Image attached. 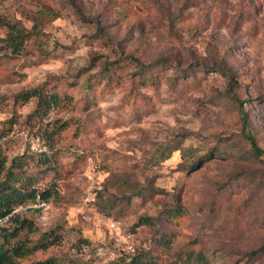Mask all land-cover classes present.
<instances>
[{
	"label": "rangeland",
	"instance_id": "374dc122",
	"mask_svg": "<svg viewBox=\"0 0 264 264\" xmlns=\"http://www.w3.org/2000/svg\"><path fill=\"white\" fill-rule=\"evenodd\" d=\"M0 18L36 26L41 43L0 57V142L10 158L34 156L38 185L57 188L15 210L37 230L11 243L53 239L24 263L125 264L152 247L160 264H182L202 247L220 256L213 264H264V249L242 261L264 245V153H253L229 97L249 99L264 149V0H0ZM119 56L129 61L108 81L103 66ZM166 57L191 69L140 84L139 64ZM29 90L61 103L31 119ZM63 123L54 151L44 134ZM43 154L55 168L37 165ZM178 198L186 214L172 221L165 210ZM145 217L151 225L138 224ZM12 225L0 222V242ZM159 231L169 248L157 246Z\"/></svg>",
	"mask_w": 264,
	"mask_h": 264
},
{
	"label": "trees",
	"instance_id": "16d2710c",
	"mask_svg": "<svg viewBox=\"0 0 264 264\" xmlns=\"http://www.w3.org/2000/svg\"><path fill=\"white\" fill-rule=\"evenodd\" d=\"M7 28V33L4 37L0 38V57L1 56H14L19 55L25 50L28 45H37L41 43L39 41V31L36 26L28 28L19 22H12L7 19L0 18V27ZM133 55V54H129ZM131 57V56H130ZM126 61L129 59L119 56L113 61L106 62L102 69L103 78H107L108 81L113 79L117 72H122L126 67ZM180 60H175L171 57L159 58L151 62L149 65L139 64L140 70L136 73L140 84L145 86H152L158 83L159 80L165 78L166 68L172 67L178 70L179 76L184 70L191 69V63L187 68L182 70ZM201 65V64H200ZM195 69H203L201 66ZM221 68H216V71H221ZM181 71V72H180ZM190 75V74H189ZM229 77L231 72H228ZM231 80V79H230ZM237 80L234 78L230 86H238ZM231 88V87H230ZM232 89V88H231ZM229 95L231 93L229 92ZM32 97L37 99V103L29 117H42L47 115L51 109L57 107L61 103V98L57 94L45 95L42 90H29L23 93V99L25 101L30 100ZM232 100L231 104L236 107L242 113L243 121V135L249 140L253 153L259 156L264 153V149L258 144L254 134H252L250 127V111L247 108L248 98H240L238 95L229 96ZM221 100H224L221 98ZM64 123L55 127L49 131H46L44 136L46 141L50 144L51 149L55 151V140L59 135L60 130L64 128ZM220 154V153H219ZM206 157V156H205ZM215 157V156H213ZM34 160V156L27 155L26 153L17 154L11 158L5 153L3 144L0 142V220L8 217L12 225L13 230L3 234V241L0 242V264H71L61 261L55 256H49L44 259L33 260L30 263H24V260L32 256L36 251L40 249H46L53 239L44 236L39 240L33 241L27 237L24 240H18L11 243L10 239L20 233V230L26 228L28 233L33 234L37 228L32 220L22 218L20 214L15 210L18 206L26 204L28 201H36L38 198L42 201H49L56 193V183L48 184L45 187L38 185V172L32 171L31 164ZM37 165H43L45 169L55 168L56 161L47 156V154L40 155L37 158ZM199 163V159L195 161ZM166 216L174 221L175 219L182 218L186 214V210L182 205L181 200H178L172 207L165 210ZM151 219L149 217L141 218L138 224L151 225ZM7 230V229H6ZM171 235L167 231H159L156 238V244L162 248H169L172 245ZM196 242V241H195ZM194 242V243H195ZM158 248V247H157ZM264 249V245L254 249L250 252H246L243 255L242 261H250L256 259L257 255ZM220 256L216 254L215 250L205 251L202 247L190 248L187 250L185 257L182 258V264H191L193 261L201 264H213ZM160 255L156 252L155 248H140L133 255L129 257V260L125 264H160ZM179 259V258H178ZM178 259L173 264H179ZM171 263V264H172Z\"/></svg>",
	"mask_w": 264,
	"mask_h": 264
},
{
	"label": "built area",
	"instance_id": "2783aa9c",
	"mask_svg": "<svg viewBox=\"0 0 264 264\" xmlns=\"http://www.w3.org/2000/svg\"><path fill=\"white\" fill-rule=\"evenodd\" d=\"M3 220H4V221H6V220L9 221V220H8V217H6L5 219L0 220V222L3 221Z\"/></svg>",
	"mask_w": 264,
	"mask_h": 264
}]
</instances>
